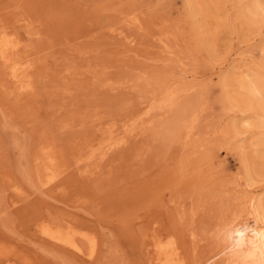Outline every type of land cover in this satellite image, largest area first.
I'll use <instances>...</instances> for the list:
<instances>
[{
	"label": "rangeland",
	"instance_id": "374dc122",
	"mask_svg": "<svg viewBox=\"0 0 264 264\" xmlns=\"http://www.w3.org/2000/svg\"><path fill=\"white\" fill-rule=\"evenodd\" d=\"M256 1L0 0L17 43L0 51V264H152V232L199 263L245 160L264 191V112L231 103L241 69L264 77ZM43 222L72 232L44 240Z\"/></svg>",
	"mask_w": 264,
	"mask_h": 264
},
{
	"label": "bare ground",
	"instance_id": "6f19581e",
	"mask_svg": "<svg viewBox=\"0 0 264 264\" xmlns=\"http://www.w3.org/2000/svg\"><path fill=\"white\" fill-rule=\"evenodd\" d=\"M256 3H260L259 0H257L255 4ZM259 5L260 4L256 6L259 7ZM254 8L247 9L243 13L244 16H247L248 19L250 17L251 19L253 16L252 10ZM16 44V40L11 34L7 31L0 32V51H9L14 48ZM235 63L236 61H233L230 65L234 66ZM240 73H243V75L236 78L238 92L235 96L233 95L234 97H231V103L235 102L241 105L243 107L241 108L243 109L242 111L258 108L261 109V112H264V77L259 75L256 71H250L247 67L241 69ZM181 90L182 89L177 86L170 88L168 90L167 98L162 104L160 103L162 107L167 109L173 108L180 98ZM249 116L251 115L249 114ZM249 116L242 115L235 118L242 122L243 127L250 128L254 123ZM138 118L139 117H137V119ZM136 120L134 119L135 122ZM123 142L125 141L116 140L112 145V143H109L107 140L104 145V154L107 150H111L113 147L121 145ZM244 164V177L246 182H240L239 185L241 187L239 186L240 188L237 189L242 194L241 198L226 205V214L218 218L216 223H214L213 227L210 229L211 232H209V230L206 233L203 231L205 239L207 240H205L202 245L204 249L202 253H200L198 264H264V191L256 193L249 187L254 182V173L252 174L249 169L253 166L250 163L248 167L247 164L249 163H247L246 160ZM215 213H217V211ZM62 226L63 225H60L59 223H41L40 231L42 238L53 242H64L66 235L72 232L73 225L67 223L66 227ZM190 233L197 242H200L197 230L193 229ZM150 235L152 236V239L148 244V255L152 264H186V260L182 256V249L177 238L171 236L165 239L161 234L156 232H152ZM201 240H204V238ZM86 241L90 246V251L87 255L89 257L95 256L98 238L96 235L90 233L88 234ZM65 243H70L75 252L83 254L82 249L76 240L74 241L71 239V241Z\"/></svg>",
	"mask_w": 264,
	"mask_h": 264
}]
</instances>
